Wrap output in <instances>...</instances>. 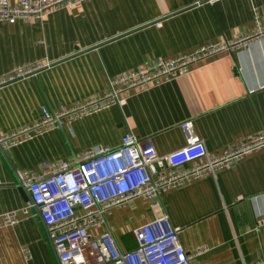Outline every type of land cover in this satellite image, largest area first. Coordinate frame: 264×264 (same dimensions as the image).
I'll return each mask as SVG.
<instances>
[{
	"label": "crops",
	"instance_id": "0c3cea01",
	"mask_svg": "<svg viewBox=\"0 0 264 264\" xmlns=\"http://www.w3.org/2000/svg\"><path fill=\"white\" fill-rule=\"evenodd\" d=\"M257 17L264 26V0H83L41 18L2 22L0 133L39 121L45 105L70 108L101 96L109 77L129 69L254 35ZM188 120L211 155L264 132V37L135 90L122 106L110 103L0 146V213L31 199L19 170L39 172L44 162L69 160L98 144L118 147L129 130L152 137L160 154L171 153L186 144ZM161 201L193 255L190 264L264 262V148L171 189ZM151 218L150 203L137 198L114 206L108 222L120 248L134 250L133 230ZM0 264H60L38 210L0 227Z\"/></svg>",
	"mask_w": 264,
	"mask_h": 264
},
{
	"label": "built area",
	"instance_id": "2783aa9c",
	"mask_svg": "<svg viewBox=\"0 0 264 264\" xmlns=\"http://www.w3.org/2000/svg\"><path fill=\"white\" fill-rule=\"evenodd\" d=\"M80 1L83 0H19L12 4L0 0V24L41 18L53 11L71 9ZM256 20L258 30L254 35L228 43H205L191 53L129 69L109 77V87L103 95L79 101L70 108L50 109L45 105L39 121L7 135L0 133V146L61 126L65 118L74 119L110 103L122 106L135 90H145L183 75L193 64L223 51L242 48L251 40L264 37V26L258 17ZM183 129L186 144L171 153L160 154L152 137L140 138L129 130L118 147L98 144L69 160L44 162L39 172L17 171L18 182L29 191L31 199L20 208L0 213V227L12 226L29 217L32 209L38 210L60 264H190L193 255L181 243L180 227L170 225L162 195L263 149L264 132L211 155L205 140L195 135L192 120L183 123ZM201 157H204L201 162L183 167L184 163ZM137 198L150 203L152 218L133 230L138 246L123 250L108 216L114 206ZM97 228L102 231L95 233Z\"/></svg>",
	"mask_w": 264,
	"mask_h": 264
}]
</instances>
